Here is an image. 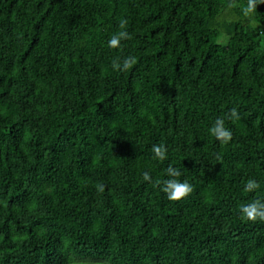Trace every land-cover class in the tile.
Returning a JSON list of instances; mask_svg holds the SVG:
<instances>
[{
  "label": "trees",
  "instance_id": "obj_1",
  "mask_svg": "<svg viewBox=\"0 0 264 264\" xmlns=\"http://www.w3.org/2000/svg\"><path fill=\"white\" fill-rule=\"evenodd\" d=\"M247 5L0 0V264H264V220L240 214L264 202V3Z\"/></svg>",
  "mask_w": 264,
  "mask_h": 264
},
{
  "label": "clouds",
  "instance_id": "obj_2",
  "mask_svg": "<svg viewBox=\"0 0 264 264\" xmlns=\"http://www.w3.org/2000/svg\"><path fill=\"white\" fill-rule=\"evenodd\" d=\"M264 3V0H248V5L243 9L245 15L251 14L255 9L257 4ZM127 21H121V27L123 28L126 25ZM129 38V34L126 31H120L118 34L113 35L108 40V47L116 48L119 46L121 39ZM135 63V59L133 57H129L124 60L123 64L114 63V68H123L128 69L132 64ZM233 116L236 115L233 110ZM211 133L216 136L218 139L223 141H227L231 137V133L224 127V121L222 119H217L215 125L211 129ZM152 151L154 153V158H158L160 160H164L166 158V149L163 145H153ZM166 173L171 179H167L163 181L162 191L167 195V198L172 201H178L182 197L187 196L191 191V185L187 182H181L176 179L181 175V173L169 166L166 170ZM151 179V176L148 172L144 173V180L148 181ZM259 185L253 181L249 180L245 185L246 191H252L253 189L258 188ZM240 214L243 219L253 220L255 221L257 218L264 220V202L260 200H256L255 202L249 205H241L240 206Z\"/></svg>",
  "mask_w": 264,
  "mask_h": 264
},
{
  "label": "rangeland",
  "instance_id": "obj_3",
  "mask_svg": "<svg viewBox=\"0 0 264 264\" xmlns=\"http://www.w3.org/2000/svg\"><path fill=\"white\" fill-rule=\"evenodd\" d=\"M225 16L228 18H231V17H234V13L227 11V12H225Z\"/></svg>",
  "mask_w": 264,
  "mask_h": 264
},
{
  "label": "bare ground",
  "instance_id": "obj_4",
  "mask_svg": "<svg viewBox=\"0 0 264 264\" xmlns=\"http://www.w3.org/2000/svg\"><path fill=\"white\" fill-rule=\"evenodd\" d=\"M76 214V213H75Z\"/></svg>",
  "mask_w": 264,
  "mask_h": 264
}]
</instances>
